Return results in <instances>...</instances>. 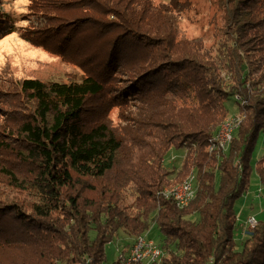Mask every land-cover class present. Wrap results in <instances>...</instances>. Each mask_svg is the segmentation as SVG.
<instances>
[{"label":"trees","instance_id":"trees-1","mask_svg":"<svg viewBox=\"0 0 264 264\" xmlns=\"http://www.w3.org/2000/svg\"><path fill=\"white\" fill-rule=\"evenodd\" d=\"M33 2L41 38L83 75L15 85L0 133V264H100L119 231L152 226L153 264H264V221L234 237L264 133V0H212L209 45L179 27L192 0ZM230 96L242 124L209 152ZM171 149L184 154L172 170ZM190 170L195 196L179 208L163 190Z\"/></svg>","mask_w":264,"mask_h":264},{"label":"rangeland","instance_id":"rangeland-1","mask_svg":"<svg viewBox=\"0 0 264 264\" xmlns=\"http://www.w3.org/2000/svg\"><path fill=\"white\" fill-rule=\"evenodd\" d=\"M153 1L162 2L163 0ZM192 1V9L184 11L179 16V27L188 37H201L209 45L215 38V29L211 21L217 12L216 5L213 4L212 0ZM34 7L33 0L27 5L23 3L17 4V0H0V18L2 19L0 21V133L4 126H11L13 124L9 111L13 109L16 103L14 96H16L15 85L18 81L34 78L43 81L60 82L69 78L80 79L83 75L77 66L64 61L53 50L56 49L57 42H52L51 36L41 38L40 32L37 29L46 25L47 22L44 16L36 13ZM255 71L254 69L251 70L250 79L256 77L257 72ZM226 105L229 113L224 120L228 117H234L238 120V125L232 132L230 142L220 149L222 151L226 150L232 143L243 121V114L239 110L242 106H239L232 96L228 98ZM223 121L215 133H217ZM208 151L217 152V150ZM183 155L182 151L171 149L164 157V165L171 170L178 168ZM250 163L252 173L249 188L235 203L237 225L234 237L238 246L247 239L251 230L255 227L252 228L249 225L247 221L249 217L253 216L256 224L258 221H264V185L260 182L261 178L264 177L263 132L258 136ZM257 168L261 169V173L257 171ZM190 173H194L193 170H190L185 178ZM254 193L259 196L262 194V197H256L255 201H252V204L247 205L244 211H242L244 199L247 195H253ZM141 235L152 240L156 245L160 241V233L155 226H152L147 233ZM136 237H129L122 231H119L116 239L106 245L105 256L100 264H113L114 262L117 264L118 255L120 253H123V255L128 254L129 248ZM125 246L129 247L127 252L123 251Z\"/></svg>","mask_w":264,"mask_h":264},{"label":"bare ground","instance_id":"bare-ground-1","mask_svg":"<svg viewBox=\"0 0 264 264\" xmlns=\"http://www.w3.org/2000/svg\"><path fill=\"white\" fill-rule=\"evenodd\" d=\"M237 125H238V120L236 118H231V117L226 118L223 121V123L220 126L217 133H215L213 135V137H211L209 139L208 150L215 151V150H220V149L224 148L223 138H216V139H214V138L221 134V131H223V126H226V132H233V126H237ZM231 137H232V135H228V143L230 142ZM194 181H195L194 173H190L181 182L165 187L163 190V195L165 196V198H172L173 196H177V195H179V190L182 187H185L187 184H190V186L187 189V197L181 201H177V203H176V205L179 208H183V207L187 206L189 204V202L195 196ZM139 238H146V237L143 235H140L134 239L132 244H137V242H139ZM159 258H160V250L159 249H152L151 261H158Z\"/></svg>","mask_w":264,"mask_h":264},{"label":"built area","instance_id":"built-area-1","mask_svg":"<svg viewBox=\"0 0 264 264\" xmlns=\"http://www.w3.org/2000/svg\"><path fill=\"white\" fill-rule=\"evenodd\" d=\"M235 127L236 126H233V130ZM228 135H232V132H226V126H223L221 134L216 136L214 139L223 138L225 147L228 144ZM189 186L190 184H187L185 187H182L179 190V195L172 197L175 204L177 201H181L187 197V189ZM247 221L252 228L256 225V221L253 216L249 217ZM152 249L160 250V248L152 240L148 238H139V242H137V244H131L128 254L123 255V253H120L118 255L117 264H153L156 261H151ZM161 256L162 251L160 250V257Z\"/></svg>","mask_w":264,"mask_h":264},{"label":"crops","instance_id":"crops-1","mask_svg":"<svg viewBox=\"0 0 264 264\" xmlns=\"http://www.w3.org/2000/svg\"><path fill=\"white\" fill-rule=\"evenodd\" d=\"M260 182H261V181H260ZM261 184L264 185L263 182H261ZM258 192H259V191H258ZM258 192H257V193H258ZM260 194H261V193H260ZM256 197H260V198H261V197H262V194H261L260 196H259L258 194L255 195V193H254L253 195H247L246 198L244 199L243 206H242L241 210L244 211V209L246 208L247 205H251V204H252V201H255V198H256ZM250 215H251V214H250ZM128 248H129V247L125 246V247L123 248V251H124V252H127V251H128ZM123 251H122V252H123Z\"/></svg>","mask_w":264,"mask_h":264},{"label":"clouds","instance_id":"clouds-1","mask_svg":"<svg viewBox=\"0 0 264 264\" xmlns=\"http://www.w3.org/2000/svg\"><path fill=\"white\" fill-rule=\"evenodd\" d=\"M31 0H17V4L23 3L25 5L29 4Z\"/></svg>","mask_w":264,"mask_h":264}]
</instances>
